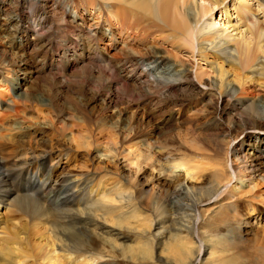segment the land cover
<instances>
[{"label": "bare ground", "instance_id": "1", "mask_svg": "<svg viewBox=\"0 0 264 264\" xmlns=\"http://www.w3.org/2000/svg\"><path fill=\"white\" fill-rule=\"evenodd\" d=\"M169 2L184 7L180 28L188 30L197 5L189 0H0V209L13 205L30 220L47 221L48 213L62 221L47 241V225L36 223L37 242L23 248L20 233L5 235L1 220L0 264H132L135 251L146 257L144 249L126 251L125 229L96 224L121 210L109 204L130 195L122 212L153 222V239L164 232L160 239L172 238L176 264H192L206 246L200 264H264V210L244 197L254 187L241 190L246 180L264 181V137L229 151L239 137L264 129V101L246 90L264 87V28L243 7L246 24L237 22L247 33L228 37L233 49L206 34L184 60L161 44L173 38ZM255 4L264 17V0ZM194 54L201 66L188 62ZM32 109L38 124L26 117ZM66 130L79 133L75 146L64 143ZM182 136L205 140L210 153L186 148ZM63 158L62 169L73 165L57 173ZM186 236H197L189 254L178 246ZM86 239L121 252L105 263Z\"/></svg>", "mask_w": 264, "mask_h": 264}, {"label": "rangeland", "instance_id": "2", "mask_svg": "<svg viewBox=\"0 0 264 264\" xmlns=\"http://www.w3.org/2000/svg\"><path fill=\"white\" fill-rule=\"evenodd\" d=\"M149 1L152 4H155V3H160V2H164V1H168V0H149ZM189 1L192 3H195L197 5H196V7H194V9L192 11V12H194V17L190 21V25L188 27V30H181V28H180V24L184 21V10H183L184 7H182V5H176L175 3H171V2L168 3V9L170 11V14H171V17L173 20V24L171 23V20L169 18V23H171L172 26L169 28H166V30H167V33H171L173 35V38H172V42H169V43H163L162 42L161 43L162 45H164V48L174 50L176 56L181 58V59L187 60V57H189L188 54L191 53L193 48H194V51L197 52L196 38L205 37L206 34L208 36H211V38H213L214 36L220 35V41L227 43L228 46H230L229 48L233 49V47L235 45L231 41H229L228 37L231 36L235 39H238V38H240L241 34L247 33V32H244V28L240 27L242 24L237 22L238 19H241V20H243L242 23L246 24V22H244V19H246L248 17V15L246 12H244L243 7H252V11H255L256 16H257V17H255V19H257L260 23V26L262 28H264V17L262 16L263 11H262L261 7L260 8L256 7L255 0H246V5L242 4V2H239V0H205V3H202L199 0H189ZM213 4H215L216 6L214 7V10L211 12L210 15H208V14L207 15H199L198 14L199 12L200 13L203 12V9L210 10L211 5H213ZM218 4H223V5L220 8H218L217 7ZM224 8L227 9L226 13L224 12ZM213 23H214V25H213ZM193 24H194V26H193ZM235 29H237V30H235ZM254 32H259V31H258V29H255ZM190 34H191V37H190ZM184 35L186 36L185 38H183ZM192 42H193V45H192ZM157 45H158V43H157ZM160 48L161 47H159L157 49H160ZM83 52H84V50H79L80 54ZM197 59L198 58L194 54L193 58L189 59L188 62L193 61L195 64L201 66L202 63L199 64V62L195 61ZM255 63H256V61L253 62L251 65H254ZM217 64H219V62H217ZM197 68H198L197 66H194V70L192 71V75L195 74ZM235 71H236V69L234 67H231L228 69L229 74H232ZM246 75H247V77L249 76L248 74H246ZM229 79H230V77H229ZM246 90L251 92L248 96H251L252 98L258 97L262 101H264V87H258V85L254 84L253 86H251V88H246ZM2 92H3L4 96H7V92L5 89ZM10 94H11V92H10ZM254 94H256V95L253 96ZM205 99L207 100L208 98H205ZM39 112H41V111L39 110ZM34 115H35V111L33 109L28 110L26 112V117L31 121V123L32 124L33 123L38 124L39 122L37 120H35ZM70 133H71V135H70ZM72 137L74 139L73 141L71 140ZM78 137H79V133H77V131H75V130L74 131L66 130L64 133H62V138H63V141L66 145L67 144L70 145L69 143L71 142L73 144V146H75L76 145L75 141L78 139ZM262 137H264V129H257V130H254L252 132H249V133L239 137L237 139V141L235 142V144H233L229 148V151H231L234 146L236 149H238L241 147V145H243L249 141H252V140L260 139ZM243 138H245L244 141H242ZM180 141L186 146V148H191V149L195 150V152L199 153L200 155H203V154L207 155L210 153V150L204 144L205 140H202V142H199L198 140H193L189 137L182 136V137H180ZM102 147H104V149L107 147L105 142L102 144ZM204 149H206V150H204ZM37 150H40V149H37ZM98 152H99V154L101 153V151H98ZM119 159H121V157H119ZM125 162L128 166L132 167V161L125 160ZM72 165H73V163H71L68 167H71ZM65 166H67L65 159L63 158L62 160H59L57 173H59L60 171L67 170L68 167L66 169H62ZM100 166L103 169L111 170V166L108 165V163L103 162L102 164H100ZM176 173L182 174V171L181 170L176 171ZM137 176H140V175H137ZM142 177H144L145 179L149 178L147 174L142 176ZM258 178H259V176L256 177L255 179H253L252 181L246 180L244 182V184L241 186V190H247V189H251L254 187L252 190H250V193L244 197H251L250 200H254L256 206L259 208H262V210H264V181H262V179H258ZM138 182L139 183L142 182V179L140 177H138ZM253 183L255 186L253 185ZM149 185H151L150 180L148 181L147 186H149ZM239 185H240L239 181H233L232 182V187H234L235 189ZM125 186L126 185H124L123 188ZM221 191H223V190H221ZM22 194L23 193H18L17 195L20 196ZM88 198H90V196L88 194H86L84 196V200H86ZM133 198H134L133 195H130V196L124 197L122 199L121 198L118 199L119 201H117V202L109 204L108 206L110 209L113 210V212L117 211L119 208L121 210H119L116 214H114L112 216L107 215V214L102 215V221L98 222L96 224H106V225H109L112 227H118V228L125 229L124 234L126 236H129V238H130V241L125 242V245L128 247V248H126V251L135 250V249L146 250V252H147L146 257L139 254L138 251H135L137 254V260H136V262L131 260L132 264H162L164 262L163 260H166L170 263L176 264L178 262V260H177L178 259V257H177L178 252H174V251L176 250L175 245L177 243L172 238L169 239L167 237L165 239H160L161 237L165 236V232H164L163 234H160V235L158 234V236H159L158 240L153 239L152 238L153 234L157 231V226L154 228L153 222H148V220H145V219H141V221H135L133 218V214L131 213L132 209L122 212V210L129 207V202ZM91 199H94V198L92 197ZM217 199L213 200V201L216 202ZM9 202L7 201L6 203H8V205H9ZM87 204H92V203H91V201H89V202H87ZM240 206H243V205L241 204ZM81 208L82 207H80V209ZM95 214L97 215V217H99L98 216L99 213H95ZM145 214L149 216L148 212H146ZM46 216L48 217V220L53 225H49L50 223L48 220L47 221L43 220L44 222L40 221L41 220L40 218L37 220H30L25 214H21V213L15 211V208L13 205H10L6 209L4 208L3 210L0 209V221L4 220L1 223V226L6 227L5 235H12L14 233H20L19 237L21 238L22 242L24 243L22 245L23 248H31V241L37 242L35 238H34V240H32L33 235H35V227L37 225L36 223H39V226H42V227H46L45 225H47L46 235L43 236V238H45L46 241L49 239H54V238L50 237V234H52V232L56 231L55 227L60 228L62 221L60 219H58L55 215H52V214L47 213ZM121 220H124V222L120 223ZM184 221H186V220L184 219ZM260 222H261V220H260ZM87 227L88 226H86L85 228H87ZM148 227H151L150 231H147ZM158 227H160V224L158 225ZM88 229L90 230L92 237L98 239L97 234H96V232H97L96 228L94 226H89ZM41 230H43V229H41ZM85 232H87L85 229L79 230V234L83 238H90L91 239L89 234H88L89 237H86L84 235ZM160 233H162V231ZM146 234H149V236H151V238L149 237V239H147V237H145ZM104 236L105 235L102 234V237H104ZM196 238H197V236H194L192 241H190V238H188V237L186 239H182V240L178 241V243H180V245H178V246L181 247L182 251L185 254H189L190 248H194V246L196 247V241H197ZM55 239L56 240H62L64 242V244H67L68 247L70 246V242L65 241V238H63L60 235L56 236ZM98 240H100V239H98ZM85 242L89 246L90 251L94 254V256L100 258L101 261H104L105 263H107V260L111 259V258H109V256H114L116 253L121 252L120 248H114L113 245L107 246V247H101L98 244L90 242L88 239H86ZM263 244H264V242H263ZM208 251H209V249L206 246L205 251L204 252L201 251L200 254L197 256V258L195 259V261L192 264L204 263L208 257ZM32 255H33L34 259H36V260H37V258H41V256L37 255L33 251H32ZM158 256L162 257V259L160 258V262H159V259H157ZM117 258H119L120 260L125 259V260L129 261V259L123 258V257L113 258L112 261L114 262V260H116ZM86 261L91 262V258H87ZM38 262L40 263L41 260H39Z\"/></svg>", "mask_w": 264, "mask_h": 264}]
</instances>
